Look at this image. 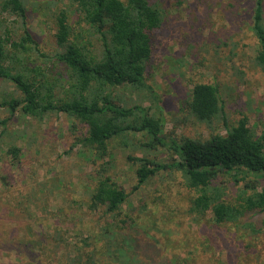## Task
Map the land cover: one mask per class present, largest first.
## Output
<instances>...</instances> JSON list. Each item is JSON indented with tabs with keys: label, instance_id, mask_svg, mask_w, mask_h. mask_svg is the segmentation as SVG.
Masks as SVG:
<instances>
[{
	"label": "rangeland",
	"instance_id": "374dc122",
	"mask_svg": "<svg viewBox=\"0 0 264 264\" xmlns=\"http://www.w3.org/2000/svg\"><path fill=\"white\" fill-rule=\"evenodd\" d=\"M150 1L160 8L162 24L151 33L146 86L118 88L117 96L162 117L171 143L226 132L221 117L201 121L187 107L194 84H216L229 125L247 116L252 130L261 134L264 71L254 62L258 44L249 23L255 0ZM1 3L0 33L9 29L19 39L21 24ZM25 6L33 37L48 56L33 53L35 64L62 96L69 73L57 57L64 50L56 39L59 13H68L74 41L85 38L90 48H97L99 36L82 28L71 0H25ZM11 94L20 93L10 80L0 78V101ZM7 117L6 125L0 124V264H264V211L223 223L215 222L212 211L196 215L191 200L197 192L186 185L181 171L160 170L133 189L137 164L127 159L129 154L161 162L175 156L168 146L146 145L147 133L113 138L109 155L101 159L93 149L76 144L87 125L66 113L37 118L18 110L10 116L0 106V120ZM11 147L19 148L17 157L9 152ZM102 175L129 192L116 220L126 214L133 218L128 231L141 241L138 252L122 253V237L108 240L104 235L110 219L104 205L91 201ZM252 178L248 174L237 182L231 174H220L213 184L222 188L227 201L238 203L245 181ZM254 185L263 188L264 178Z\"/></svg>",
	"mask_w": 264,
	"mask_h": 264
},
{
	"label": "trees",
	"instance_id": "16d2710c",
	"mask_svg": "<svg viewBox=\"0 0 264 264\" xmlns=\"http://www.w3.org/2000/svg\"><path fill=\"white\" fill-rule=\"evenodd\" d=\"M71 2L82 28L86 26L94 36H99L100 45L90 48L88 43L91 42H85L84 36V41H74L68 13L65 10L59 13L56 39L64 50L58 52L57 57L69 74L63 95L58 96L56 84L45 79V71L35 64L33 53L48 56L40 51L28 26L25 0H2V10L18 18L22 34L17 39L9 29L0 33V78L10 80L20 93L3 98L0 106L8 110L10 116L20 110L37 118L50 112H63L74 117L87 125L86 134L78 137L76 144L93 149L101 159L109 155V142L113 138L129 132L147 133L150 140L146 145L168 146L175 156L170 162H161L129 154L127 159L137 164L134 190L158 171L169 169L181 171L186 185L196 190L197 194L191 200V212L196 215L212 211L215 222L223 223L236 221L246 212L264 211V187L258 189L254 185L264 178V126L261 134H257L250 127L247 116L230 126L216 84H194L187 107L201 121L211 123L221 117L226 132H216L208 138L184 137L171 143L166 141L162 117L150 114L141 104H127L117 96L118 88L146 86V66L153 52L151 33L162 24L160 8L150 0ZM249 23L258 44L254 62L264 71L263 0H255ZM9 118L0 120V124L5 126ZM9 152L17 157L19 148L11 147ZM243 170L252 174V182L245 181V191L238 203L227 201L224 191L220 186H214V181L220 174H231L237 182L243 181L248 176ZM247 188H250L249 192ZM128 197L129 192L105 175L100 177L91 193L92 205H104L110 219L104 228L105 237L114 240L120 235L122 246L118 249L122 253L136 248L138 252L141 245V241L128 231L133 218L126 214L125 218L116 220ZM253 230L256 229L253 227ZM120 231L122 233L118 234Z\"/></svg>",
	"mask_w": 264,
	"mask_h": 264
}]
</instances>
